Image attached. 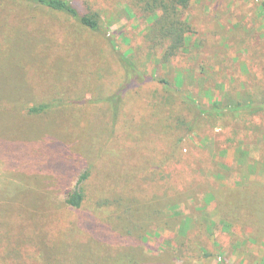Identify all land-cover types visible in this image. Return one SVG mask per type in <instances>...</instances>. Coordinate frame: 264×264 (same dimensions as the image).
Returning <instances> with one entry per match:
<instances>
[{"label": "rangeland", "instance_id": "374dc122", "mask_svg": "<svg viewBox=\"0 0 264 264\" xmlns=\"http://www.w3.org/2000/svg\"><path fill=\"white\" fill-rule=\"evenodd\" d=\"M70 1L100 29L0 0V117L14 128L1 122L0 264H86L90 236L102 264H264V239L222 213L264 227V111L245 107L264 98V0H190L187 44L169 59L163 11L145 0ZM45 102L65 105L29 114ZM198 105L213 113L195 123ZM219 184L246 189L206 205Z\"/></svg>", "mask_w": 264, "mask_h": 264}, {"label": "trees", "instance_id": "16d2710c", "mask_svg": "<svg viewBox=\"0 0 264 264\" xmlns=\"http://www.w3.org/2000/svg\"><path fill=\"white\" fill-rule=\"evenodd\" d=\"M32 2H35L37 4H40L44 7H46L48 10L58 13V14H64L66 16H69L73 18L74 20L78 21L79 24L82 26L89 28L91 30L97 31L100 29V15L97 12L92 13H81L79 9L70 1V0H29ZM134 4L135 1L133 0ZM190 0H145V5L143 6L145 11H148L150 13H154L158 10L163 11L162 18L158 19L157 21V30L159 34H162L163 38H160L161 41H165L167 43L166 51H165V59H169L172 56L178 55L179 52L186 46L188 41V33L191 32V23L185 18L186 10L189 7ZM264 4V1H263ZM21 22V21H20ZM17 22V25L14 27H18L19 30L21 28H24L25 26H22V23ZM15 23V22H13ZM21 24V25H20ZM4 23H2V27L0 26V46L2 45V42L6 39H9V35L6 34V30H4ZM18 30V29H17ZM23 30V32H24ZM10 34V33H9ZM8 36V38H7ZM10 40V39H9ZM3 55L2 48L0 47V57ZM122 59L127 60L128 57L125 55L120 56ZM123 93L119 94V97H122ZM255 100H251L253 104H246L245 107H251L253 109L258 108L259 110L264 111V98L262 93H257L254 96ZM20 98V97H19ZM19 101V100H18ZM31 103V102H30ZM119 103H117L118 105ZM218 104L213 107L214 110H219ZM65 104L62 102L60 103H51V102H45L40 104H30L28 106V112L32 115H37L41 113H48L50 110H54L55 108L63 107ZM198 114L196 115V121L195 123L202 117V114H210L213 113L211 109L203 108L202 106L198 105ZM236 107H240V104L237 103ZM227 109H232V105H228L226 107ZM1 109V108H0ZM222 111H226V109H222ZM7 121L10 124V127H8L9 130H13V122L11 117H8L7 119L0 117V128H1V122ZM194 123V124H195ZM3 125V124H2ZM47 127H51V122L46 125ZM193 127H190V131L193 130ZM0 132L1 129H0ZM244 153L249 155L248 150L244 149ZM260 166L258 165V168ZM89 170H85L78 178L77 185L74 190L70 191L68 193V196L66 198V203H68L71 206L74 207H80L85 199V190L83 184L86 182V180L89 178ZM223 184L208 186L206 189L208 191L207 196L205 197V204L207 205V200L209 196L215 195L216 197H219L220 200L224 203V200L221 198L228 196L229 199H237L241 197L242 192L245 191L246 188H232L233 191L228 192H222L223 189L219 187H223ZM223 222L227 225H232V222L239 221L246 225L248 228H251L252 231L249 233V237L256 239H259V242L262 239H264V227L261 226V230H256L258 227L253 228L249 225V221L246 219V216H248L247 212L243 208H235V210H229V208H223ZM243 214L244 217L241 215ZM229 219L230 221L226 220ZM254 229V230H253ZM90 240L86 241V243H80L82 246H79L80 252L83 253L85 256V259L88 261L86 264H102V262H108L107 260L109 257V254L107 250L105 249V246H103L102 242L98 240L99 238L95 236H90ZM256 242V241H255ZM208 255H210L208 253ZM181 259L185 262L188 260L186 256H181ZM118 261V260H117Z\"/></svg>", "mask_w": 264, "mask_h": 264}]
</instances>
